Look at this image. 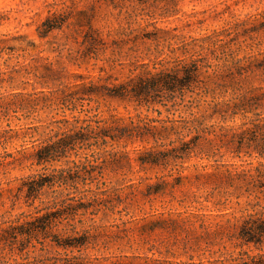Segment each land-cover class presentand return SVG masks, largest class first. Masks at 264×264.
<instances>
[{"label": "rangeland", "instance_id": "obj_1", "mask_svg": "<svg viewBox=\"0 0 264 264\" xmlns=\"http://www.w3.org/2000/svg\"><path fill=\"white\" fill-rule=\"evenodd\" d=\"M174 1L175 12L171 8L169 13L150 9L155 11L154 15L135 18L134 27L152 32L154 26L177 36L163 44L166 55L161 57L169 66L173 58L180 56L178 52H167L169 44L170 48L176 47L179 39L205 43L201 54L203 64L210 68L202 75H207L212 93H187L185 100L195 99L192 112L208 110L209 114L211 106L219 112L204 122L214 129L207 136L209 143L202 142L187 160L170 161L166 166H141L138 158L151 151L152 140L109 141L106 152H102V160L107 164L98 166L94 173L102 190L108 191L87 211H78L73 223L77 234L88 230L87 244L79 251H64L44 239L41 232L30 240L0 237V257L7 263L67 255L83 258L84 264H156V260L165 264H220L243 254H264V245H240L235 223V219L250 213L256 202L253 210L264 212V192L258 193L260 189L264 191V186L259 188L264 184V158L240 145L236 136L239 131L235 130L243 122L240 115L220 122V113L225 109L232 111L238 96L245 95V91L264 94V0ZM53 2L0 0V233L21 214L31 219L36 210L53 199L51 190H45L39 199L27 200L24 180L50 175L81 159L72 155L36 163L37 150L51 140L56 126L61 125L57 122L73 117L85 119L95 113L101 119L115 116L121 125L140 118L188 117L168 105L140 107L135 102L109 99L99 100L98 109L96 102H85L88 106L84 109L91 112L59 108L60 85L44 83L43 77L51 69L64 70L67 79L63 84L73 85V75L80 74L98 84L111 85L127 78L128 63L136 59L126 57L121 60L124 64L100 75L99 62L79 59L77 50L81 49L82 37L72 26L40 38L41 23L61 12V6L48 7ZM121 4L126 8L130 3L123 0ZM89 6L88 0L82 1L75 10L88 11ZM117 13V9L108 6L106 15L98 17L101 12L94 20V28L106 33L118 26L125 27L123 11L118 20ZM148 45L152 55L148 57L140 47L139 64L150 65L153 61L155 47L148 41L144 47ZM167 149L165 146L155 151ZM53 190L61 192L57 187ZM70 192L63 191L59 200L69 198L66 194ZM65 202L73 203L69 199ZM71 224L57 220L52 233L63 238L69 234L66 231L71 230Z\"/></svg>", "mask_w": 264, "mask_h": 264}, {"label": "trees", "instance_id": "obj_2", "mask_svg": "<svg viewBox=\"0 0 264 264\" xmlns=\"http://www.w3.org/2000/svg\"><path fill=\"white\" fill-rule=\"evenodd\" d=\"M86 0H58L48 4V7L61 6V12L48 16L38 29V36L46 38L54 31L63 27L72 26L81 35V49L77 50L78 57L82 61L93 60L99 62L98 73L108 74L116 66L122 63L126 57L136 59L129 61L128 75L124 81L117 84L107 85L93 82L90 77L80 74L73 75V85L63 84L67 79L64 70L60 67L50 71L44 76L45 84L57 82L60 85V107L70 112L78 110L79 113L91 112L85 110V102L97 103L99 100H116L119 102H135L137 106L162 105L175 108V111L186 113L188 117L174 119L140 118L137 122L131 121L128 125L123 124L120 119L112 116L111 119H101L95 113L90 117L81 119L73 117L72 120L62 119L57 122L56 130L51 135V140L37 150L35 157L37 164L57 161L62 158H70L72 155L80 157L74 166L66 169L53 171L50 175H36L24 180L22 185L27 200H37L44 194L45 190H51L53 199L43 207L36 210L31 219L29 215H20L18 219L11 222L9 226L1 230V240L11 236L16 240L18 237L30 240L37 237L39 232L44 239H49L53 245L61 250H80L89 239L88 230H81L77 234L73 225L78 211H87L93 203L98 202L108 191L102 190L99 180L95 176V169L98 166H105L106 160H102V152L108 142L121 139L137 138L139 141L152 140L154 146L151 151L140 156L141 166L168 165L170 161L187 160L189 154L202 142L209 143L207 136L214 132L212 126H205L206 119L219 112L209 108L203 112H192L194 109L193 100H185L187 93L204 94L212 93L207 81V69L210 66L203 64L202 56L203 41L195 39L186 41L179 39L176 47L168 45L169 54L178 52L179 57L173 58L171 64L162 55L163 44L177 39V36L170 35L168 31L157 29L153 26L152 32H145L139 27L135 28V18L139 16L152 17L159 9L161 13L175 12L176 1L174 0H128L129 6L123 7V0H88L89 9L75 10V6ZM155 3V6L153 5ZM163 4L161 7L159 5ZM118 10L117 20L124 13L125 27L118 26L116 29L102 33L94 28V20L103 18L108 8ZM151 10H155L151 12ZM173 9V10H172ZM125 10V12H124ZM123 11V13H122ZM142 12V14H140ZM148 25V24H147ZM152 42L155 47L153 61L150 63H138L139 48H144L145 54L149 57L152 47H144L146 42ZM200 43V44H198ZM205 44V43H204ZM161 46L162 49H159ZM149 59V58H148ZM87 63V62H86ZM96 66V64H93ZM122 67V66H121ZM111 76H109L110 78ZM105 78L104 80H107ZM102 80L101 78L98 79ZM72 88V90H70ZM264 90V89H263ZM57 92V90H56ZM250 95V96H247ZM232 111L225 109L220 113V122L224 123L235 115H240L243 122L235 130L239 137L240 145L251 148L259 158H264V94L253 95V91H245V95L238 96ZM96 111V110H95ZM251 115L250 117H247ZM169 147L166 151H155L158 148ZM104 154V153H103ZM101 177V176H100ZM82 179L84 182H80ZM89 181V182H87ZM180 180H178L179 183ZM94 183V184H93ZM264 186L260 184L259 188ZM57 187L61 192L53 190ZM63 191H71L66 196L73 203H67L61 199ZM264 191L260 189L259 194ZM257 202L251 206L250 213L235 219L237 223L236 239L240 245L260 247L264 245V212L253 210ZM57 220L71 222V230L66 231L65 237L52 233L53 223ZM36 223L40 225L35 226ZM61 223V222H60ZM229 220L227 221V224ZM235 223L232 225L234 226ZM203 226V224H201ZM76 235V236H75ZM191 260V259H190ZM156 264H165L156 260ZM264 264V254L247 255L243 254L237 258H231L220 262V264ZM0 264H9L0 257ZM14 264H84L81 257L53 256L49 259L28 261L26 258ZM170 264V263H167ZM178 264H194L178 263ZM200 264V263H198Z\"/></svg>", "mask_w": 264, "mask_h": 264}]
</instances>
